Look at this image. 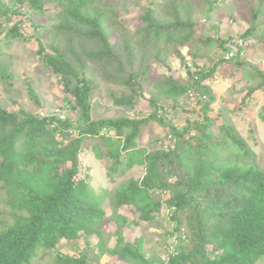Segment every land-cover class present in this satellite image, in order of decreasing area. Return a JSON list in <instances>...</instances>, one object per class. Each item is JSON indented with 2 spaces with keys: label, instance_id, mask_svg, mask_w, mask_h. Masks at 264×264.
I'll list each match as a JSON object with an SVG mask.
<instances>
[{
  "label": "trees",
  "instance_id": "16d2710c",
  "mask_svg": "<svg viewBox=\"0 0 264 264\" xmlns=\"http://www.w3.org/2000/svg\"><path fill=\"white\" fill-rule=\"evenodd\" d=\"M236 1L250 9L252 18L242 38L258 35L264 0ZM117 2L0 0V49H10L18 39L29 40L21 31L27 18L41 61L70 95L61 111L65 116L10 111L0 104V264H30L58 245L79 242L85 245L79 257L57 251L58 257H49L48 264L112 259L124 264H260L264 166L235 124L211 115L217 96L208 81L225 62L241 69L247 82L241 101L245 106L264 90V69L249 62L246 54L241 56L242 45L235 58L218 57L217 47L228 49L232 38L196 28L201 16L210 20L217 15L221 0L152 1L143 8L137 27L122 17ZM224 15L231 17L230 12ZM15 16L23 18L14 23ZM9 23L13 25L7 28ZM220 26L209 29L219 34ZM172 55L184 74H151L153 59L170 70ZM203 57L211 64L199 66ZM0 73L13 84L16 76L1 61ZM98 78L125 87L122 94H110L116 105L127 108L144 97L149 83L151 110L139 117L94 119L91 93ZM28 90L39 105L36 90L31 85ZM192 92L203 97L200 117L174 123L162 98L177 102ZM259 116L264 120L263 112ZM152 122L166 133L147 147L139 138ZM87 147L98 159L108 160L112 181L113 175L121 176L134 165L143 166L145 174L98 192L86 176L79 177L80 155ZM107 197L117 211L111 217L103 205ZM122 207L134 208L137 219L118 213ZM164 208L174 225L166 235L178 240L175 246L169 244L167 258L150 259L145 239H127L126 229L152 221ZM103 222L115 224L114 231L106 234ZM113 235L116 241L109 247Z\"/></svg>",
  "mask_w": 264,
  "mask_h": 264
},
{
  "label": "rangeland",
  "instance_id": "374dc122",
  "mask_svg": "<svg viewBox=\"0 0 264 264\" xmlns=\"http://www.w3.org/2000/svg\"><path fill=\"white\" fill-rule=\"evenodd\" d=\"M152 1L155 2L160 0H118L117 6L119 7L122 17L128 21L129 25L137 27L141 24L140 15L143 8L149 7ZM230 2H233L232 7L230 5L226 6V4ZM221 4L222 8H220L213 19L208 20L204 16H201L196 28L203 29V31H206L214 37H220L222 39L232 38V40L236 39L239 40V42L242 40L244 49L241 56L246 54L249 62L264 69V11L259 18L263 27L260 28L258 35L253 37L249 36L245 39L244 37L242 38V34L246 32L251 25L252 18L250 17V9L245 10V8L238 6L236 0H221ZM229 12L231 17H226L224 14ZM21 18L23 17L15 16L13 19L14 23ZM218 24H221L220 28L222 29L219 34L217 31L215 32L209 29L210 26ZM12 25V23L7 24V28ZM21 31L29 36V40L18 39L9 46L10 49L7 47H2L0 49L2 52V55H0L1 63L7 65L8 72L16 76L12 81L13 84L8 85L0 73V104L10 111L23 108L26 111L40 116H65L63 114L64 112L61 111L66 104V96L70 97V95L65 92L64 85L58 82L52 70L46 67L41 61L38 54L39 46L37 38L35 37V31L27 18H24ZM225 50L228 49H225L223 46H218L217 56L219 57L221 55L223 58ZM182 52L186 55L187 59L190 60V56L188 55L189 48L184 47ZM152 62L154 64L151 74L160 72L180 76L186 71L174 55H172L168 61V63L171 64L170 70L167 66L159 65L154 59ZM208 62H210L208 58L203 57L198 59V64L201 67ZM209 64H211V62ZM188 67H190L192 71L196 69L192 61H189ZM208 82L217 96V101L213 105L211 115H213L218 122L226 121L235 124L241 135L246 137L253 146L254 151L257 153V161L260 166H264V120L259 116L260 113H264V90H260L256 97H253L254 99L252 101L249 100L245 106L242 105L241 101L246 94L247 82L244 80L242 70H237L233 64L228 62L223 63ZM30 85L38 93L40 100L39 105L34 103L30 97L28 90ZM150 86L149 83L145 84L143 91L144 97L127 108L125 106L116 105L110 94L111 91L116 94H122L125 87L98 78V87L91 93L93 118L139 117L141 113L149 112V110H151L149 101L150 93L148 91ZM232 88L234 91H232ZM201 100H203V97H199L192 92L189 93L188 96L180 98L177 102L166 98H162L161 102L167 107V116L173 119L174 123L183 125L187 123V118L195 120L200 117L199 110L201 107ZM175 105L176 108L174 107ZM234 107L235 110H233ZM165 133L166 128L159 127L156 123L152 122L144 129L140 136V144L151 147V143L157 137L164 136ZM80 160L82 173H80L79 177L84 178L86 176L91 185L96 188L98 192H100L101 188L113 189L126 179L141 178L145 174V168L143 166L134 165L132 168L127 169L121 176L113 175L115 181H112L110 176H108V160L105 158L98 159L93 150L89 147L86 148V151L81 153ZM164 196L167 197L168 193H165ZM109 202L110 199L107 197L103 205L107 215L111 217L116 210L109 206ZM130 210L127 207H122L118 209V213L123 215L128 214L129 218L132 217L137 219L139 213H134V208ZM161 212V215L152 221L146 223L140 221L134 224L131 230L126 229L127 239L134 240L137 237L145 239V250L150 259L154 257L159 259L167 258L169 244L170 247L175 246L178 240L176 237L166 235V230L174 229V225L171 219H168V211L164 208ZM114 228L115 224L112 222L102 223V229L106 234L108 232L112 233ZM115 241L116 236L113 235L108 242V246H113ZM71 246L72 244L58 245L56 249H50V251L44 252L30 264H48L49 257L54 259L58 257L57 251H60V253L63 254L62 256L69 254L79 257L81 251L85 249V245L81 242H79V245ZM209 248L212 249L213 247L210 245ZM102 258L103 257H101V259ZM110 263L124 264V262H116L115 259H112L108 263L102 260L99 263L91 261L89 264ZM260 264H264V260H261Z\"/></svg>",
  "mask_w": 264,
  "mask_h": 264
},
{
  "label": "built area",
  "instance_id": "2783aa9c",
  "mask_svg": "<svg viewBox=\"0 0 264 264\" xmlns=\"http://www.w3.org/2000/svg\"><path fill=\"white\" fill-rule=\"evenodd\" d=\"M239 45L242 44V40L239 42V40L234 39L232 42L228 43V50H225L224 57L228 60L235 58L237 52L239 51Z\"/></svg>",
  "mask_w": 264,
  "mask_h": 264
}]
</instances>
